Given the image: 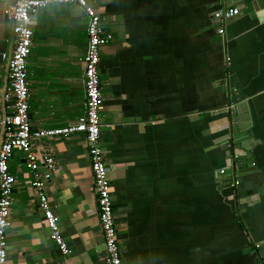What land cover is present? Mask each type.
<instances>
[{"label":"crops","instance_id":"crops-1","mask_svg":"<svg viewBox=\"0 0 264 264\" xmlns=\"http://www.w3.org/2000/svg\"><path fill=\"white\" fill-rule=\"evenodd\" d=\"M13 2L0 0L8 54ZM86 2L110 37L100 50L99 117L122 264H264V0ZM232 8L239 14L220 36L213 14ZM34 21L31 130L74 126L84 111L86 17L64 4ZM3 78L9 116L5 65ZM32 150L38 162L55 161L45 192L70 255L50 241L28 162L16 152L7 264H105L83 138L34 140Z\"/></svg>","mask_w":264,"mask_h":264},{"label":"built area","instance_id":"built-area-1","mask_svg":"<svg viewBox=\"0 0 264 264\" xmlns=\"http://www.w3.org/2000/svg\"><path fill=\"white\" fill-rule=\"evenodd\" d=\"M64 4L79 6L87 20V45L82 58L84 111L74 126L32 131L28 104L30 95L27 84V58L31 48L34 17L40 10L51 5ZM238 14L239 11L236 8L220 9L213 14V19L220 25L218 35H224L226 22ZM5 15L13 22L14 47L8 63L13 104L11 114L6 117L4 138L0 147V264H7L8 260L7 238L11 227L10 215L15 185V179L10 174L8 166L16 152L23 154L28 162L30 184L36 195L38 209L44 217L50 241L63 258L70 255L59 227V220L53 213L45 192L46 184L54 171L55 161L52 157L45 156L38 162L32 150V142L41 139L67 138L71 135H81L84 140L96 197L97 217L104 243V263L122 264L107 166L101 148L100 50L109 43L110 37L101 26L100 15L86 0H14L12 6L6 9ZM232 148V144L227 146L231 160L236 162L239 155ZM61 264L69 263L64 261Z\"/></svg>","mask_w":264,"mask_h":264},{"label":"water","instance_id":"water-1","mask_svg":"<svg viewBox=\"0 0 264 264\" xmlns=\"http://www.w3.org/2000/svg\"><path fill=\"white\" fill-rule=\"evenodd\" d=\"M7 30L5 29V31L2 33L1 37H0V66H4L5 65V73L7 72L8 74V63L10 60V56L11 54H8L7 52ZM5 55H7V57L4 60ZM2 83V87L0 88V108H1V126H0V147L3 143V138H4V129H5V121H6V117H7V113H6V101H7V85L5 83V79L3 78L2 80H0V84ZM11 100H13V98H11ZM224 110H220L218 112H216L217 114L222 113Z\"/></svg>","mask_w":264,"mask_h":264}]
</instances>
